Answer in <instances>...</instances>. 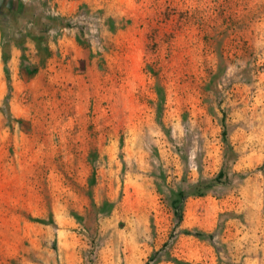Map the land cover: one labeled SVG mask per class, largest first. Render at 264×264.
Listing matches in <instances>:
<instances>
[{"label": "rangeland", "instance_id": "rangeland-1", "mask_svg": "<svg viewBox=\"0 0 264 264\" xmlns=\"http://www.w3.org/2000/svg\"><path fill=\"white\" fill-rule=\"evenodd\" d=\"M0 264H264V0H0Z\"/></svg>", "mask_w": 264, "mask_h": 264}]
</instances>
